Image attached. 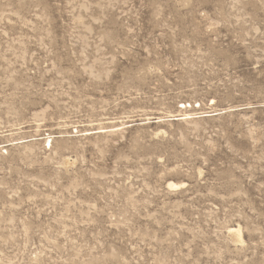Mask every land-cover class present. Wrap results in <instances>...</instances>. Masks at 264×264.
Here are the masks:
<instances>
[{"label": "rangeland", "instance_id": "rangeland-1", "mask_svg": "<svg viewBox=\"0 0 264 264\" xmlns=\"http://www.w3.org/2000/svg\"><path fill=\"white\" fill-rule=\"evenodd\" d=\"M0 264H264V0H0Z\"/></svg>", "mask_w": 264, "mask_h": 264}, {"label": "bare ground", "instance_id": "bare-ground-1", "mask_svg": "<svg viewBox=\"0 0 264 264\" xmlns=\"http://www.w3.org/2000/svg\"><path fill=\"white\" fill-rule=\"evenodd\" d=\"M211 112H213V111H210V115H212L211 114ZM215 112V111H214ZM196 113V112H195ZM209 113V112H208ZM194 114V113H193ZM192 114V115H193ZM198 114H204V115H208L206 112H202V113H196L195 115H198ZM215 114H217V113H215ZM173 116V115H172ZM203 116V115H202ZM196 117V116H195ZM198 117V116H197ZM196 117V118H197ZM171 118V117H170ZM189 118H191V113L190 114H183V115H176V116H173V119H175V120H185V119H189ZM193 118V117H192ZM201 118V117H200ZM161 119V118H160ZM195 119V118H194ZM160 122H161V120H160ZM159 123V122H158ZM99 131V130H98ZM105 131V130H104ZM104 131H103V133H104ZM98 133V132H97ZM102 133V132H101ZM100 134V133H99ZM88 136H89V134H88ZM174 185V184H173ZM173 185H170L169 187H172L173 188ZM178 187V186H177ZM240 230H241V228H240ZM240 230L239 229H232V230H230L231 231V233L233 234V235H235V236H237L238 238H240L241 237V233H240ZM242 239V238H241Z\"/></svg>", "mask_w": 264, "mask_h": 264}]
</instances>
